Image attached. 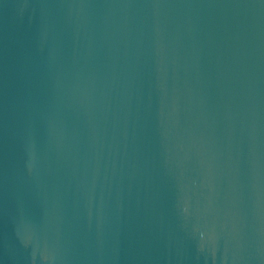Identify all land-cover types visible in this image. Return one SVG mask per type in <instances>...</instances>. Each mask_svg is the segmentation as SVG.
Returning <instances> with one entry per match:
<instances>
[{"label": "water", "instance_id": "water-1", "mask_svg": "<svg viewBox=\"0 0 264 264\" xmlns=\"http://www.w3.org/2000/svg\"><path fill=\"white\" fill-rule=\"evenodd\" d=\"M0 264H264V0H0Z\"/></svg>", "mask_w": 264, "mask_h": 264}]
</instances>
